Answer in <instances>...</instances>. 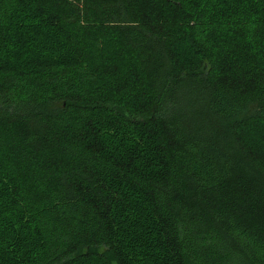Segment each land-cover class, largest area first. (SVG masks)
Here are the masks:
<instances>
[{
    "label": "trees",
    "instance_id": "16d2710c",
    "mask_svg": "<svg viewBox=\"0 0 264 264\" xmlns=\"http://www.w3.org/2000/svg\"><path fill=\"white\" fill-rule=\"evenodd\" d=\"M0 264H264V0H0Z\"/></svg>",
    "mask_w": 264,
    "mask_h": 264
}]
</instances>
